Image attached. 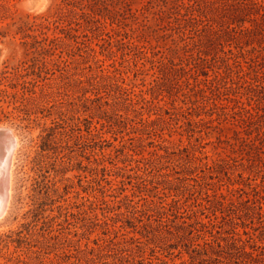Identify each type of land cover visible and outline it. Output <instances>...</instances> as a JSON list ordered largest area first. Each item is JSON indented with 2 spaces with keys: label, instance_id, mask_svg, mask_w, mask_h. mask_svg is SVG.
Here are the masks:
<instances>
[{
  "label": "rangeland",
  "instance_id": "374dc122",
  "mask_svg": "<svg viewBox=\"0 0 264 264\" xmlns=\"http://www.w3.org/2000/svg\"><path fill=\"white\" fill-rule=\"evenodd\" d=\"M60 1L13 0L12 10L16 17L33 18L52 12ZM171 1L126 0L118 4V10L122 12L119 16H114L101 8L97 14L86 17L89 21L87 26L75 33L78 35L76 41L80 43L79 49L57 45L53 58L58 63L50 67L47 74L49 79L43 88L44 94H47L46 100L44 102L42 100L35 107L22 108L21 112L15 111L14 107L19 103L10 104V99L3 93L0 94V127L11 129L12 135L15 134L18 141L13 150L11 196L6 211L0 217V264H24L20 259L29 261V256L32 264L56 262V255L60 254L63 264H72L73 254H77L78 250L86 246L94 247V240L103 235L100 225L92 224L89 220L86 213H92L91 211L98 215L95 223H102L103 215L111 217L108 218L109 227H103L105 237H114V229H119L121 232L118 236L123 238L122 233H126L123 229L125 226L130 232L129 236L134 237L127 242L128 245L135 248L143 247L138 251L140 256L135 264H149V261L157 263V258L164 259L169 264H181L182 260L188 259L186 248L175 234L177 229L181 230L183 221L190 222L184 208L189 209L188 207L195 205L194 198L200 193H197L199 183L204 179L198 177L199 171L197 174L189 172L194 161L187 157L183 147L188 145L190 135L194 133L198 136L200 131L204 136V142L209 144L205 149L200 146L194 147L196 154L200 155L203 149L212 155L214 149L212 141L215 140L206 137L205 131L208 130L207 126H215L219 120L224 119L220 115L222 109L212 108L200 110L201 118L208 119L206 111L212 115L211 118L214 120L212 123H206L202 128L186 123L188 119H197L188 99L183 96L186 78L190 83L195 82L190 73L193 74L196 70L194 59L200 47L198 45L192 48V44L209 34L210 25L220 27V23L207 20L212 18L213 9L222 8L225 13L241 6V3H237L239 1L236 0H204L191 12L181 6L187 5L190 0H181L174 5L175 8H172ZM143 6L146 10L141 9ZM161 10L166 13L162 14L159 12ZM178 12L185 16L178 15ZM225 15L222 23L225 24L224 28L230 19L228 13ZM170 16L171 18H167ZM175 17L187 19V26L182 27L176 22ZM84 19L80 17L79 22L85 25ZM245 21L246 26L251 25L248 19ZM142 24L150 27L149 34L144 36L140 34ZM72 27L78 28L76 23ZM112 28L122 30L123 35L118 38L122 39L120 42L116 41V34ZM52 33L49 32L48 35L51 37ZM235 38L231 36L223 44L215 38L207 40V46L203 48L210 54L206 56L207 62L202 66L204 73L212 77L217 67L223 71V59H229L230 63L234 62V57L228 50L230 48L235 50ZM130 39L139 45L138 49L131 47L128 43ZM73 43L75 40H72ZM175 43L179 46L187 44L192 50L184 53L180 50L179 54H173L174 57L170 59L172 54L170 55L169 48ZM79 55H83L84 59L82 60ZM94 55L104 62L95 64ZM23 58L24 47L20 36H14L12 32L7 36L0 35V70L4 69L5 65L18 64ZM240 60L245 65L242 57ZM113 61L133 80L131 84L128 82L125 85L128 91L119 99V107L122 110L119 111V115L112 117L113 120L123 121L122 115L126 113L129 116L131 121H126V126L122 125L121 128L102 126L106 114L98 112L99 110H90V106L102 105V108L109 111L111 107L106 102L113 103L112 95L108 91L88 86L86 82H79L86 81L90 65L95 67L94 72H100L102 69L113 71L114 68L109 66ZM261 63L260 72H263L261 73L263 76L264 60ZM233 70V78L237 79L239 69L234 67ZM62 75L65 76L61 77ZM158 77L163 82L162 96L159 98L164 101L160 103L164 109L170 111L168 114L155 106L142 109L143 101L135 96L140 89L147 91L149 82ZM200 78L203 79L205 76ZM249 80L253 83L252 90H257V85L264 81V76L260 82L256 79ZM225 81L228 83L227 86H231L230 78ZM84 87L87 91L85 94L82 92ZM3 89L12 91L0 76V90ZM235 92L241 94L244 90L238 88ZM229 93L232 95L233 91ZM145 96L151 98L148 92ZM86 97L94 98V103L87 102ZM159 114L164 116L165 121L147 129L149 134L144 135L145 141L141 143L143 146L138 147L136 153L142 148L156 149L162 154V158L160 161H155L153 157L150 161L136 162L135 159H141L142 155H135L129 150L130 144L136 142L131 138L140 135L137 129L141 128L145 119L148 117L155 119ZM153 128L164 133L176 147L170 142H162L156 138ZM44 136L52 141L50 149L46 151L41 147ZM148 136L151 138L147 139ZM192 140L195 143L193 138ZM124 142L125 150L134 154L133 158H125L120 151L116 152V148L120 149ZM148 156L145 152L144 157ZM236 165L229 170L231 181H242L245 185L253 183L252 180L238 177L242 167L239 163ZM137 174L146 179L143 184L146 183L151 188L150 192L143 189V185H140L142 188H137L143 182ZM260 174L264 175L263 169L253 178L260 180ZM96 175L99 177L98 182L94 180ZM244 175L248 176L247 173ZM205 181L215 184L209 185L208 188H220L224 193L226 186L230 184L225 175L221 181L218 178H208ZM125 195H128V199L124 197ZM103 196L109 205L100 200ZM89 200L94 202L91 203ZM173 201L177 202L174 204ZM261 201L264 208V201ZM174 205H178V208L173 207ZM146 209H149L148 214H144ZM36 211L42 214L34 218ZM119 212L123 214H117ZM204 212L210 216L214 213L212 210ZM131 213L141 221L129 219L133 223L128 224L127 215H132ZM53 216L57 218H52ZM28 223L33 228L30 243L20 242L18 233L24 231L23 226ZM144 224L150 225L147 229L152 233L157 235L160 233L163 240L157 241L150 234L148 241L142 234L145 233L142 228ZM55 235L58 238L50 239L49 243L44 242L46 241L44 238ZM170 245L176 248H170ZM63 252H66L68 257L62 254Z\"/></svg>",
  "mask_w": 264,
  "mask_h": 264
},
{
  "label": "trees",
  "instance_id": "16d2710c",
  "mask_svg": "<svg viewBox=\"0 0 264 264\" xmlns=\"http://www.w3.org/2000/svg\"><path fill=\"white\" fill-rule=\"evenodd\" d=\"M124 1L126 0H61L52 12L30 18V16L16 17L15 12L12 10L13 0H0V35L7 36L12 32L14 36H20L21 44L24 47V58L18 64L13 66L5 65L4 69L0 70V76L3 77L6 86L12 90L3 89L0 90V94L3 93L6 98L10 99V104L19 103V105L14 107V110L18 112H21L22 108H33L42 100L44 102L47 94H44L43 88L47 85L46 81L49 79L47 74L50 67L56 66L58 63L53 58L57 45L62 44L70 49H79L80 43L76 41L78 35L75 33L80 28L87 26L89 21L86 20V17H92L91 15L100 12L101 8L111 12L114 16H119L122 12L118 10V4ZM190 1L187 5L181 6L191 10V12L196 5L204 2V0ZM236 1H239L237 3H241V6L232 8L229 11L226 9L227 12L225 13L222 8L213 9L211 11L212 18L207 20L220 23V27L215 28L210 25L209 34L204 39L200 38L192 44V48L198 45L200 47L194 59L196 61L194 64L196 70H194L193 74L190 73L195 82L190 83V80L186 78V90L183 92V96L186 100L188 99L197 119H188L186 123L198 128L204 127L206 123H212L214 120L211 118L212 115L208 114V111L205 112L208 119L201 118L202 113L200 112V110L212 108L222 109L220 115L224 119L222 121L219 120L215 126H207L208 130L205 131L206 137L214 138L215 140L212 141V144H214L212 155H209L203 149L200 151V155L196 154L194 147L200 146L205 149L206 145L209 144L204 142V136L200 131L198 136H195L194 133L190 135L188 145L183 147L187 157L194 161L193 168L189 172L197 174V171H199L198 177L204 180L199 183L197 193H200L194 198L195 205L188 207L189 209L184 208L190 222L183 221L181 230L177 229L175 234L176 238L180 239L184 248H186L185 252L188 255V259L182 260L181 264H264V208L261 201H264V175L260 174V180L253 178L257 172L261 173L262 169L264 170V81L257 85V90H252L251 86L253 83L249 80L256 79L260 82V79L264 76H261L263 72H260L261 61L264 60V0ZM171 2L172 8H175L174 5L181 2V0H172ZM141 9L146 10V7L143 6ZM159 12L162 14L166 13L164 10ZM226 13H228L230 19L226 22L227 26L224 28L225 24L223 25L222 23ZM178 15L185 16L180 12H178ZM80 17L82 19L85 18V25L79 22ZM167 18H171V16ZM246 19L251 22L250 26L245 25ZM175 20L182 27L187 26V19L175 17ZM74 23H76L78 28L72 27ZM142 26L140 34L142 36L149 34L150 27L145 24H142ZM1 30L3 31L2 33ZM112 31L116 34V41L120 42L122 39L118 38L123 35L122 30L112 28ZM49 32H53L51 37L48 35ZM231 36L236 37L235 50L232 48L228 50L234 57V62L230 63L229 59H223V71L220 67H217L212 77L208 73H204L202 66L207 62L206 56L210 54L203 48L207 46V40L215 38L216 41L223 44ZM72 40H75V43L72 44ZM128 43L133 48H139V45L131 41V39ZM188 47L189 45L187 44L179 46L178 43H175L173 47L169 48V53L170 55L172 54L170 59L174 57L173 54H179L180 50L183 53L190 52L192 48ZM93 51L94 53L96 52L95 50ZM79 56L82 60L84 59L83 55ZM241 57L245 65L242 64ZM93 60L95 64L104 62L96 55H94ZM162 65H164L163 62ZM109 66L113 67L114 70L106 71L108 69H102L100 72H94L95 67L90 65L86 81L79 80V82H86L88 86L97 87L104 92L108 91L112 95L113 103L106 102L111 107L109 111L102 108V105L90 106V110H99L98 112L106 114V117H104L105 123H101L102 126H117L121 128L122 125L126 126V121L130 120L129 116L126 113L124 116L122 115L123 121L113 120L112 117L113 115H119V111L122 110L119 107V99L122 98L123 93L128 91L125 85L128 82L131 84L133 80L126 75L125 71L116 66L115 61L110 63ZM234 67L239 69L237 79L233 78ZM189 70L191 71L192 69ZM203 75L205 78H200ZM64 76L62 75L61 77ZM247 76H249V79H247ZM227 78H230L231 86H227L228 83L225 81ZM161 80L160 77L153 79L149 82L147 91L140 89L135 96L143 101L142 109L155 106L168 114L170 111L164 109L163 104L160 103L164 101V99L159 98L162 96L161 88L163 87V82ZM238 88H242L244 92L241 94L235 92V89ZM37 89H40V91H37ZM230 91H233L232 95L229 93ZM82 92L84 94L87 92L85 87ZM147 92L151 95L150 99L145 96ZM221 96H224V98H221ZM245 98L246 100H244ZM86 101L94 103L95 99L86 97ZM163 121H165V118L161 114L155 119L148 117L142 122L141 128L137 129L140 135L131 138V140L136 142L130 144L129 150L133 151L135 155H142L141 159H135L136 162L150 161L153 157L155 161H160L162 158V154L156 149L144 150L142 148L140 151L138 150V153H136V150L138 147L143 146L141 143L145 141L144 135L149 134L147 129L155 127L157 123ZM153 131L156 133V138H159L160 141L170 142L176 147L175 143L167 139L164 133L158 132L156 128H153ZM192 132H194L193 129ZM150 138L148 136L147 139ZM192 138L195 143H193ZM51 143L52 141L44 136L41 144L42 150H49ZM151 144L153 143L151 142ZM125 149L124 142L120 149L116 148V152L120 151V154L125 158H133L134 154L129 153ZM145 152L149 155L148 157H144ZM236 163H239L242 167L241 171L238 172V177L252 180L253 183L245 185L242 181H231L229 170L237 166ZM138 168L139 171L140 167L138 166ZM245 173L248 176L245 177ZM224 175L230 180V184L226 186V193L222 192L220 188H208L209 185L213 186L215 184L207 183L206 179L218 178L221 181ZM137 177L143 179V182L137 188L143 187V189L150 192L151 188L146 183L143 184L146 179L138 174ZM94 180L96 182L99 181L98 175L94 177ZM140 185L143 186L141 187ZM191 194L194 195L193 193ZM148 196L151 195L148 194ZM124 197L128 199V195ZM100 200L104 204L109 205L105 196ZM90 202L93 203L94 201ZM176 202L173 201L174 204ZM173 207L178 208V205ZM60 208L61 206H59ZM146 210L144 214H148L149 209ZM205 210H212L214 212L213 216L206 214ZM41 211L44 212L43 209ZM36 212L34 218L42 214L38 211ZM91 212L86 213L89 220L92 224L100 225L103 235L94 240V247L86 246V248L78 250L77 254L70 255L71 258H74L72 264H92L93 262L97 264H135V261L140 256L138 251L143 249V247L137 246L135 248L128 245L127 242L134 239V237L129 236L130 232L127 231V228L123 227L126 231V233H122L123 238L118 236L121 232L119 229H114V237H105L106 233L103 227H109L108 218L111 219V217L103 215L102 223H95L98 215L93 211ZM117 214L123 213L119 212ZM131 214L127 215L129 217L128 224L133 223L129 219L141 221L133 213ZM52 218L57 217L53 216ZM149 224L142 226L145 232L142 234L148 238V241L151 235L157 241H162L163 237L160 233L157 235L147 229L151 225ZM23 227L25 228L24 231L18 233L19 240L20 242L30 243L29 239L33 235V228H31L29 223ZM55 238H58V236L44 238L46 240L44 242L49 243L50 239ZM170 248L176 247L170 245ZM62 254L68 257L66 252ZM80 255L82 256L80 257ZM56 256V262L51 261L43 264H63L61 254ZM28 259L29 261H24L23 259H20V261L24 264H32L31 256ZM157 259V263L151 261L148 263L169 264L164 259Z\"/></svg>",
  "mask_w": 264,
  "mask_h": 264
},
{
  "label": "bare ground",
  "instance_id": "6f19581e",
  "mask_svg": "<svg viewBox=\"0 0 264 264\" xmlns=\"http://www.w3.org/2000/svg\"><path fill=\"white\" fill-rule=\"evenodd\" d=\"M17 142V137L12 135L11 130L0 133V217L6 211L11 196L13 150Z\"/></svg>",
  "mask_w": 264,
  "mask_h": 264
},
{
  "label": "water",
  "instance_id": "95a60500",
  "mask_svg": "<svg viewBox=\"0 0 264 264\" xmlns=\"http://www.w3.org/2000/svg\"><path fill=\"white\" fill-rule=\"evenodd\" d=\"M6 130H11V129H9V128H4V127H0V133H1V132H4V131H6Z\"/></svg>",
  "mask_w": 264,
  "mask_h": 264
}]
</instances>
